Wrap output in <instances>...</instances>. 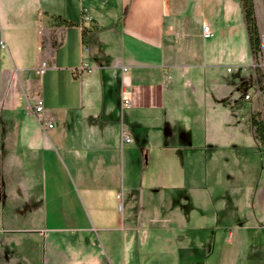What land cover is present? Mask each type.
<instances>
[{
    "label": "crops",
    "instance_id": "0c3cea01",
    "mask_svg": "<svg viewBox=\"0 0 264 264\" xmlns=\"http://www.w3.org/2000/svg\"><path fill=\"white\" fill-rule=\"evenodd\" d=\"M254 4L264 35V0ZM0 27L15 36L29 113L0 134V183L8 203L42 211L39 233L56 248L42 264H264L251 118L264 88L238 68L253 54L233 0H0ZM36 94L52 128L28 110Z\"/></svg>",
    "mask_w": 264,
    "mask_h": 264
},
{
    "label": "rangeland",
    "instance_id": "374dc122",
    "mask_svg": "<svg viewBox=\"0 0 264 264\" xmlns=\"http://www.w3.org/2000/svg\"><path fill=\"white\" fill-rule=\"evenodd\" d=\"M236 6V18L242 21V11L240 8V0H233ZM235 14L232 13V18ZM234 21V20H233ZM14 35L8 34V30L0 27V134L3 129L7 127V119L14 117L16 120L29 116L26 109V100L21 90V83L24 81V71L14 55ZM1 41L4 42L2 46ZM248 39H245L247 45ZM246 66V72L253 75L252 61ZM260 72L261 86L264 88V69L257 67ZM220 71L221 77L226 79L232 78L235 71L228 72L224 69ZM6 78L1 82V79ZM242 97L244 90L254 93L253 86H245L242 88ZM4 93L13 97V108H8L3 105ZM244 98V97H243ZM244 102V100H242ZM264 111V106L263 109ZM6 132V131H5ZM7 142L3 141L0 136V155L5 150ZM21 150V149H18ZM259 159V158H258ZM258 159L255 158L253 163L256 167ZM228 166L224 164V167ZM226 169L221 171L220 181L221 185L216 187V192H225L226 185ZM34 183H37L33 180ZM208 182V179H207ZM211 180L209 179V183ZM24 185L32 183L31 178H27L22 182ZM24 194L27 198H31L35 193V187L23 186ZM7 187L4 183H0V264H42V258L48 255L49 252L54 251V246L50 244L39 233L42 227V211L40 210H22L19 205L7 202ZM59 245L65 246L64 243L59 242Z\"/></svg>",
    "mask_w": 264,
    "mask_h": 264
},
{
    "label": "built area",
    "instance_id": "2783aa9c",
    "mask_svg": "<svg viewBox=\"0 0 264 264\" xmlns=\"http://www.w3.org/2000/svg\"><path fill=\"white\" fill-rule=\"evenodd\" d=\"M84 19L90 20L91 17L88 14H85ZM203 36L204 37L213 36V31L211 30V28L208 25L203 26ZM1 44H2V46H4L3 41H1ZM39 49H41V46H39ZM88 50H89V47L87 45H85L84 51L87 52ZM252 66H253V69L255 70V72H257V67H262L264 69V35H260V47H259L258 52L256 54H253ZM48 67H49L48 60L47 59H41L38 62V64H36L34 66V71H35L36 75L39 76V75H42L47 70ZM81 68L82 69L87 68L88 71H91V68L88 67V61L86 59H83V61L81 63ZM238 68L242 71L246 70V66H240ZM231 69H232V67L227 68V70H231ZM248 97L249 96L246 95V98H248ZM123 105L124 106H130L131 105L130 99L124 97L123 98ZM27 107H28V110L30 112H33L37 115H42L41 126L44 130L52 128L54 126V123L51 120V117H49L45 112L44 100L42 99L41 96H39V94L35 95L34 102H29ZM123 137L126 141H131V138L125 132H123ZM117 198L120 200V198H121L120 193L117 194ZM118 208L120 210L122 209V203L121 202H119Z\"/></svg>",
    "mask_w": 264,
    "mask_h": 264
},
{
    "label": "trees",
    "instance_id": "16d2710c",
    "mask_svg": "<svg viewBox=\"0 0 264 264\" xmlns=\"http://www.w3.org/2000/svg\"><path fill=\"white\" fill-rule=\"evenodd\" d=\"M243 17L246 25L250 50L252 54H256L260 47V32L255 12L254 0H240ZM57 23H65L60 18L55 17ZM259 69L257 68V77H260ZM252 123L254 125L255 137L261 146H264V111L259 110L252 113Z\"/></svg>",
    "mask_w": 264,
    "mask_h": 264
}]
</instances>
